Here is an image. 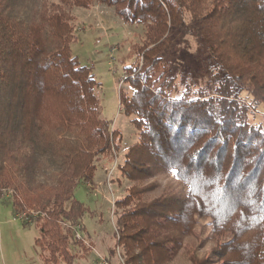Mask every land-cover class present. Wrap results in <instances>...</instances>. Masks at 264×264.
<instances>
[{
    "label": "trees",
    "instance_id": "1",
    "mask_svg": "<svg viewBox=\"0 0 264 264\" xmlns=\"http://www.w3.org/2000/svg\"><path fill=\"white\" fill-rule=\"evenodd\" d=\"M95 3L144 28L125 71L132 92L120 99L137 140L118 171L136 184L113 203L111 255L120 249L117 264H264V130L249 120L264 105V0H0V200L37 227L44 264H72V245L89 251L75 237L87 209L74 190L121 142L100 116L91 66L71 52L69 8ZM187 23L220 77L211 92L185 86L172 98L164 55ZM158 176L170 182L147 199L158 184H141ZM198 219H210L200 242Z\"/></svg>",
    "mask_w": 264,
    "mask_h": 264
},
{
    "label": "rangeland",
    "instance_id": "2",
    "mask_svg": "<svg viewBox=\"0 0 264 264\" xmlns=\"http://www.w3.org/2000/svg\"><path fill=\"white\" fill-rule=\"evenodd\" d=\"M69 11L74 17L72 26L78 38L71 45L72 55L78 58L80 64L91 66L98 83L100 116L111 122V128L119 131L121 139L119 151L112 150L108 160L101 157L96 162L93 180L79 184L74 190V198L87 209L82 217L83 228L78 235L84 245L89 247V251L82 253L80 248L72 245L71 251L76 255L72 264H117L120 262V249L111 255L115 243L116 218L113 203L124 196L130 186L136 184L123 178L118 166L122 163L125 150L137 140L130 118L121 112L120 99L132 92L129 84L124 81L125 71L136 61L132 48L141 42L144 28L123 23L114 7L103 4L95 3L88 9L71 7ZM170 37L173 46L164 55L169 75L174 78L170 96L180 97L185 86L192 90L206 88L211 92L220 74L214 70V63L195 27L187 23L182 29H173ZM240 97L250 101L245 92ZM249 120L261 125L264 130V105L253 108ZM154 181L158 185L147 199L160 194L170 178L158 176L141 185ZM209 221L198 219L201 229L199 242L210 232ZM37 237V227L34 224L23 227L11 206L0 200V264H44L34 245ZM211 246L213 243L207 242L204 250Z\"/></svg>",
    "mask_w": 264,
    "mask_h": 264
},
{
    "label": "built area",
    "instance_id": "3",
    "mask_svg": "<svg viewBox=\"0 0 264 264\" xmlns=\"http://www.w3.org/2000/svg\"><path fill=\"white\" fill-rule=\"evenodd\" d=\"M110 171H112V170H110ZM19 219H22V217H21V216H19ZM78 233H79V232H76V234H75V237H76L77 239H80V237H79Z\"/></svg>",
    "mask_w": 264,
    "mask_h": 264
}]
</instances>
